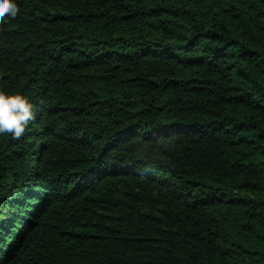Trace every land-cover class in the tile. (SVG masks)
Returning <instances> with one entry per match:
<instances>
[{
  "label": "trees",
  "instance_id": "trees-1",
  "mask_svg": "<svg viewBox=\"0 0 264 264\" xmlns=\"http://www.w3.org/2000/svg\"><path fill=\"white\" fill-rule=\"evenodd\" d=\"M0 264H264V0H16Z\"/></svg>",
  "mask_w": 264,
  "mask_h": 264
},
{
  "label": "clouds",
  "instance_id": "clouds-1",
  "mask_svg": "<svg viewBox=\"0 0 264 264\" xmlns=\"http://www.w3.org/2000/svg\"><path fill=\"white\" fill-rule=\"evenodd\" d=\"M18 10L16 0H0V21L7 23ZM34 116L33 104L26 96L0 90V135L20 137Z\"/></svg>",
  "mask_w": 264,
  "mask_h": 264
}]
</instances>
